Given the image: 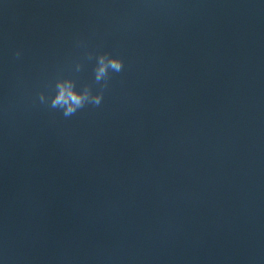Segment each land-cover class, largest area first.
Wrapping results in <instances>:
<instances>
[{
  "label": "water",
  "instance_id": "1",
  "mask_svg": "<svg viewBox=\"0 0 264 264\" xmlns=\"http://www.w3.org/2000/svg\"><path fill=\"white\" fill-rule=\"evenodd\" d=\"M0 260L264 264V0H0Z\"/></svg>",
  "mask_w": 264,
  "mask_h": 264
},
{
  "label": "clouds",
  "instance_id": "2",
  "mask_svg": "<svg viewBox=\"0 0 264 264\" xmlns=\"http://www.w3.org/2000/svg\"><path fill=\"white\" fill-rule=\"evenodd\" d=\"M19 55V52H17ZM91 58V52L87 53ZM76 70L82 65L81 59L74 61ZM124 68V58L118 54L107 50L96 54L93 64L94 81L93 84H84L77 88L72 76L67 74H57L46 84L47 90H40L39 101L48 107L58 110L65 116H71L85 106H98L102 103L104 89L114 73H119ZM0 264L3 261L0 260Z\"/></svg>",
  "mask_w": 264,
  "mask_h": 264
}]
</instances>
